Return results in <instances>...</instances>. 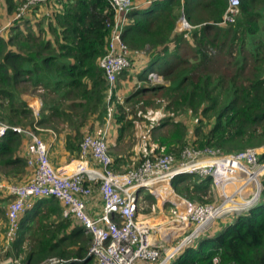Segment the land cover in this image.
<instances>
[{"label":"trees","instance_id":"16d2710c","mask_svg":"<svg viewBox=\"0 0 264 264\" xmlns=\"http://www.w3.org/2000/svg\"><path fill=\"white\" fill-rule=\"evenodd\" d=\"M25 1L5 0L6 15L13 18ZM42 8L34 7L0 35V124L32 129L43 141L42 132L53 131L67 161L81 158L83 138L106 124L109 107L118 143L132 138L136 122H149L155 147L149 157L172 154L179 160L187 146L229 154L264 144V0H240L235 22L224 25L217 24L228 0H155L148 10H133L122 36L131 66L132 56L142 53L148 58L142 80L157 69L163 83L138 87L122 104L115 92L108 101L100 67L114 16L109 0H66L50 16L39 13ZM182 16L192 26L187 32L177 31ZM22 95L41 101L38 116ZM152 109L166 114L153 127L146 119ZM182 115L193 118L192 125ZM22 140L12 129L0 138V180L7 184L32 175ZM262 185L257 206L234 213L219 231L208 229L171 264H264V179ZM172 187L200 205H208L214 190L218 194L211 177L179 176ZM11 200L0 192L2 220ZM73 223L79 222L63 218L56 198L36 200L9 249L6 236L5 242L0 237V264H41L51 257L96 264L88 258L92 237Z\"/></svg>","mask_w":264,"mask_h":264},{"label":"built area","instance_id":"2783aa9c","mask_svg":"<svg viewBox=\"0 0 264 264\" xmlns=\"http://www.w3.org/2000/svg\"><path fill=\"white\" fill-rule=\"evenodd\" d=\"M64 1L26 0L13 16L12 23L21 21L34 7L47 6L54 11L60 10ZM154 1H148L149 5ZM109 3L114 16L108 25L110 36L107 53L100 60L109 87L108 101L116 89L118 78L131 67L130 52L122 36L130 23L129 14L139 9L134 0H109ZM239 6L240 0H228L223 20L217 25L234 23ZM52 12L49 10L47 16ZM6 28L0 30V35ZM178 28L180 32L191 28L184 16ZM148 80L160 83L163 79L152 71L148 74ZM117 99L118 103L124 102ZM38 114L35 113L36 116ZM112 115L113 110L109 107L106 124L96 133L85 135L81 143V158L70 173L51 163L50 145L34 130L0 124V138L12 129L25 139L28 167L32 170L29 181L22 184H7L0 180V192L12 198L7 208L6 249L18 238L20 219L34 208L36 200L54 197L62 206L63 218L79 222L85 233L92 237L89 255L96 260V264H171L185 247L195 242L200 232H206L217 219L247 211L262 200L264 144L229 154L212 148L187 146L179 160L172 154L149 157L146 153L137 168L118 173L113 168L108 139ZM165 116L162 113L161 117ZM154 122H157L156 118ZM35 130L39 131L40 128L35 126ZM183 175L211 177L220 202L200 205L180 197L172 187V180ZM95 186L98 187L104 208L101 214L91 216L87 212L86 199L91 197ZM142 190H149L157 200L172 207L169 222L163 230L160 226L146 224L138 219ZM180 202L187 206L186 209L181 208ZM190 226L195 227L188 231ZM155 228L166 244L169 239H174L175 244L162 248L152 237ZM177 234L181 235L177 237ZM179 237L182 238L177 241ZM162 257L165 259L162 260ZM66 262L51 257L41 264ZM214 262L217 264L218 260Z\"/></svg>","mask_w":264,"mask_h":264},{"label":"crops","instance_id":"0c3cea01","mask_svg":"<svg viewBox=\"0 0 264 264\" xmlns=\"http://www.w3.org/2000/svg\"><path fill=\"white\" fill-rule=\"evenodd\" d=\"M148 1L150 0H134L135 4L139 8L138 9L139 11H145L149 9L150 5ZM0 8L3 9L4 13L6 12L5 0L0 1ZM41 10L42 11H39V13H44V15H47V12L49 10H51V12L54 11L48 8L47 6H43ZM12 20H13L12 17L9 16L8 19H6V21L3 22V27L1 29L9 26L12 23ZM178 27L179 25L177 26V31H180ZM7 29L8 28H6L5 30ZM147 64H148V58L142 53H136L135 55L132 56L131 68H129L127 72L123 73L118 78V81L116 83V89L114 92L117 98L126 100L138 87L147 86V85L152 84V82L143 81L145 78V75L147 74V73L146 74L144 73L145 68L147 67ZM153 71L158 73L157 69H154ZM22 99L33 109L34 113H39L42 104H41V101L37 97L22 95ZM152 111H149V114H148L149 116L146 115V119L148 121H150L152 118L155 120V118L157 119L159 117L158 110L152 109ZM154 120H152L153 125H154ZM146 123L147 122H136L133 133H132V138L130 139L126 136L124 138V141H121L120 143H118L117 142L118 126L114 124V122L112 121L108 129L109 131L108 139H109L113 162H115L114 170L116 172L123 173L125 172V170L134 168V166H136L139 160L141 159L142 154L150 153V149H149L150 147L152 149L155 148L153 146L147 145L146 149L144 148L140 149L141 141L138 138L140 139L149 138V135H148L149 124L146 127H143L144 124ZM153 125L150 122V126L153 127ZM42 134H43V137H44L43 139L45 140V142L50 145L49 157L51 156V160H50L51 163L53 162V164L56 165L55 166L56 168L63 169L66 173H70L71 170L73 171L77 163L79 162V159L72 158V160L67 161V152L64 149L62 142L57 141L56 133H54L53 131H45V132H42ZM131 141H133L131 144H127L128 142H131ZM189 141H193V139H189ZM149 144L151 145L150 142ZM22 148L25 154V150H26L25 149L26 148L25 139L22 140ZM148 195H150L151 198H148L147 197ZM139 202L140 204L146 206V209H147L146 212L139 213L140 212V204H139L138 219L141 222H144L146 224L156 225L157 227L160 224L169 222V216H170V212L172 209L170 204H164L162 201L157 200L150 193L149 190L141 191ZM86 206H87V212L91 216H97L101 214V212L103 211L104 203L102 201V198L99 194V190L97 187H94V192L91 195V197L86 199ZM180 206L182 209L183 208L186 209L187 207L186 205H183V202H180ZM230 217L231 216H226L221 219H217L215 222H213L210 228H213V232L219 231L221 224H223V222H227V220L230 219ZM77 224L81 226L80 223H73V226ZM190 228L191 227H189L188 231H190ZM159 235L160 234L156 231V228H155V230H153L152 232V237L154 238V240H156V243H160L162 248H164L163 246L168 247L167 245H169V243L166 244V242H164V239H163L164 237L159 236ZM180 235L181 234H177V237ZM181 238L182 237H179L177 241H179ZM164 259L165 257H162V260Z\"/></svg>","mask_w":264,"mask_h":264},{"label":"rangeland","instance_id":"374dc122","mask_svg":"<svg viewBox=\"0 0 264 264\" xmlns=\"http://www.w3.org/2000/svg\"><path fill=\"white\" fill-rule=\"evenodd\" d=\"M1 1V0H0ZM6 19H8V16L6 15V13H4L3 12V9L2 8H0V29L3 27V22H5L6 21ZM181 19H182V17L180 18V20H179V23H178V25L180 26L181 25ZM185 20H186V18H185ZM189 24V23H188ZM190 25V24H189ZM191 26V25H190ZM191 28H192V26H191ZM191 28H189V29H187L186 30V32L188 31V30H190ZM6 31V30H5ZM193 51L190 49V53H192ZM215 66H217V65H215ZM158 82H160V81H158ZM161 84L163 83V80H162V82H160ZM152 84H158V83H153L152 82ZM122 100H124V99H122ZM125 101V100H124ZM159 111V117L157 118V122H154V125L155 124H158L159 123V121L162 119V118H164V117H161L162 116V112H163V110H158ZM162 111V112H161ZM153 112V111H152ZM149 116V115H148ZM180 118L182 119V121H185L188 125L189 124H192V122H193V118H189L187 115H182V116H180ZM150 122L152 123V125H153V122H152V120H150ZM149 124V122H147L146 124H144V126L143 127H146L147 125ZM138 131H140V130H138ZM136 139V138H135ZM140 141H141V144H140V149L141 148H144V149H146L147 148V145L148 146H150V144H149V142H150V139L148 138V139H140V138H138ZM133 141H131V142H128L127 144H131ZM133 145H135V144H133ZM158 154H160V153H158ZM144 154H142V157H141V159H143L144 157ZM263 179H264V177H263ZM263 179H262V181H263ZM214 192H215V194H211V196L209 197V201H208V204H217V203H213V202H217V201H219V197H218V194H217V192L214 190ZM5 195V194H4ZM180 196V195H179ZM187 200V199H186ZM189 201V200H188ZM190 202V201H189ZM261 202V201H260ZM190 203H192V202H190ZM139 204H140V202H139ZM193 204H204V203H201V202H197V203H193ZM7 208H8V206L5 208V210H6V212H5V217H4V220H2V218H0V237H1V239L5 242V239H4V236H6L5 235V233H6V231H7V227H8V218H7ZM146 206H144V205H142V204H140V212L139 213H141V212H146ZM24 216V215H23ZM22 216V217H23ZM21 217V218H22ZM20 221H21V219H20ZM160 226V228L163 230L164 228H165V226H167V222L166 223H164V224H160L159 225ZM191 228H190V230L192 229H194V227L195 226H190ZM205 231H202V232H200L199 233V236L202 234H205L204 233ZM1 240V241H2ZM175 243V240L174 239H169V244L171 245V244H174ZM10 248V246L9 247H7V249H9ZM6 249V247H5V250H7ZM16 263V262H15Z\"/></svg>","mask_w":264,"mask_h":264},{"label":"water","instance_id":"95a60500","mask_svg":"<svg viewBox=\"0 0 264 264\" xmlns=\"http://www.w3.org/2000/svg\"><path fill=\"white\" fill-rule=\"evenodd\" d=\"M183 17V16H182ZM91 256L89 255L88 258H90ZM1 264H16L14 260L12 259H7L4 260Z\"/></svg>","mask_w":264,"mask_h":264},{"label":"clouds","instance_id":"9594fccd","mask_svg":"<svg viewBox=\"0 0 264 264\" xmlns=\"http://www.w3.org/2000/svg\"><path fill=\"white\" fill-rule=\"evenodd\" d=\"M149 74V73H148ZM160 75V74H159ZM161 76V75H160ZM147 79H148V75H147Z\"/></svg>","mask_w":264,"mask_h":264}]
</instances>
